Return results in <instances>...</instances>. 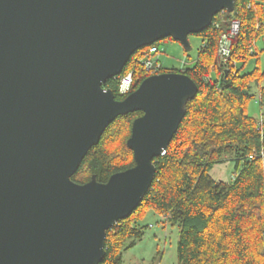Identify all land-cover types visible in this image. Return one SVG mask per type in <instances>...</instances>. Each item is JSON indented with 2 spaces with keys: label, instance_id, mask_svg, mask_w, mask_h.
Returning <instances> with one entry per match:
<instances>
[{
  "label": "water",
  "instance_id": "95a60500",
  "mask_svg": "<svg viewBox=\"0 0 264 264\" xmlns=\"http://www.w3.org/2000/svg\"><path fill=\"white\" fill-rule=\"evenodd\" d=\"M235 0H0V264H101L107 231L148 194L198 94L182 73L146 78L123 101L103 85L131 56L189 37ZM141 112L134 166L107 183L72 180L105 130Z\"/></svg>",
  "mask_w": 264,
  "mask_h": 264
},
{
  "label": "trees",
  "instance_id": "16d2710c",
  "mask_svg": "<svg viewBox=\"0 0 264 264\" xmlns=\"http://www.w3.org/2000/svg\"><path fill=\"white\" fill-rule=\"evenodd\" d=\"M233 13L215 15L201 34L202 45L194 66L161 67L158 74L182 73L198 86L196 98L166 152L154 160L153 184L139 208L107 231L106 255L101 264H123L124 252L145 234L140 222L149 211L163 218V227L178 229L177 264H264V72L243 74L250 58L258 56L255 43L264 33V0H235ZM234 21L240 30L231 56L218 55L220 38ZM135 52L123 72L103 85L123 101L152 76L144 61L151 50ZM159 50V49H158ZM132 74L128 94H121L122 80ZM256 84L257 94L252 92ZM258 96L260 118L247 114ZM141 112L118 117L99 144L83 160L72 180L88 183L93 176L107 183L116 173L134 166L127 147L133 121ZM234 163L230 180L214 179L217 164Z\"/></svg>",
  "mask_w": 264,
  "mask_h": 264
},
{
  "label": "rangeland",
  "instance_id": "374dc122",
  "mask_svg": "<svg viewBox=\"0 0 264 264\" xmlns=\"http://www.w3.org/2000/svg\"><path fill=\"white\" fill-rule=\"evenodd\" d=\"M189 40L192 50L188 53L184 51L180 43L172 39L159 41L157 43L159 51L153 58L168 68H190L196 62L202 38L191 35ZM254 50L258 56L249 59L242 70L243 74L251 73L256 69L261 73L264 72V33L257 39ZM252 88V92L257 94L258 89L255 83ZM247 114L256 119L260 118L261 107L258 96L248 104ZM234 168L232 161L217 164L211 171V175L214 179L228 181L233 175ZM162 221L163 218L154 211L146 213L140 222L145 234L141 240L136 241L132 248L124 252L123 264H177L178 229L171 226L164 228Z\"/></svg>",
  "mask_w": 264,
  "mask_h": 264
},
{
  "label": "built area",
  "instance_id": "2783aa9c",
  "mask_svg": "<svg viewBox=\"0 0 264 264\" xmlns=\"http://www.w3.org/2000/svg\"><path fill=\"white\" fill-rule=\"evenodd\" d=\"M240 30V24L237 21H234L231 25L230 31L226 34H224L219 42H218V55L222 60H228L231 56V49L233 45V41L235 40L236 36L238 35ZM157 48H153L151 50V54H156L158 53ZM144 66L146 70L151 73L152 75H157L158 74V69L161 67V64L158 62V60L153 59H148L144 61ZM134 82V78L132 74H129L126 76L120 85V92L121 94L125 95L128 94L131 91L132 85Z\"/></svg>",
  "mask_w": 264,
  "mask_h": 264
},
{
  "label": "bare ground",
  "instance_id": "6f19581e",
  "mask_svg": "<svg viewBox=\"0 0 264 264\" xmlns=\"http://www.w3.org/2000/svg\"><path fill=\"white\" fill-rule=\"evenodd\" d=\"M149 48V47H148Z\"/></svg>",
  "mask_w": 264,
  "mask_h": 264
}]
</instances>
